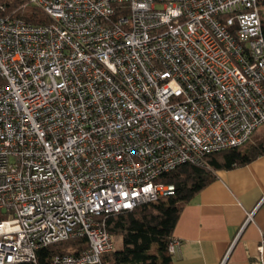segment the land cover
<instances>
[{
	"label": "built area",
	"instance_id": "obj_1",
	"mask_svg": "<svg viewBox=\"0 0 264 264\" xmlns=\"http://www.w3.org/2000/svg\"><path fill=\"white\" fill-rule=\"evenodd\" d=\"M261 1L29 0L49 22L0 16V264L70 239L82 248L51 264H100L107 215L168 198L160 176L250 140Z\"/></svg>",
	"mask_w": 264,
	"mask_h": 264
},
{
	"label": "trees",
	"instance_id": "obj_2",
	"mask_svg": "<svg viewBox=\"0 0 264 264\" xmlns=\"http://www.w3.org/2000/svg\"><path fill=\"white\" fill-rule=\"evenodd\" d=\"M0 16L35 24L49 22L44 12L29 0H0ZM260 19L264 42V17ZM261 156H264V134L240 148L207 155L201 166L183 164L160 176L157 181L174 185L173 195L107 215L105 228L113 239L114 249L101 256L100 264H173L168 245L183 205L213 180L214 171L245 166ZM82 241L70 239L51 244L38 251L36 264H51V256L57 253L77 252Z\"/></svg>",
	"mask_w": 264,
	"mask_h": 264
},
{
	"label": "crops",
	"instance_id": "obj_3",
	"mask_svg": "<svg viewBox=\"0 0 264 264\" xmlns=\"http://www.w3.org/2000/svg\"><path fill=\"white\" fill-rule=\"evenodd\" d=\"M259 14L264 17V0ZM185 203L173 230V264H264V156L213 172ZM251 219L246 222L247 214Z\"/></svg>",
	"mask_w": 264,
	"mask_h": 264
},
{
	"label": "rangeland",
	"instance_id": "obj_4",
	"mask_svg": "<svg viewBox=\"0 0 264 264\" xmlns=\"http://www.w3.org/2000/svg\"><path fill=\"white\" fill-rule=\"evenodd\" d=\"M261 134H264V123L261 124V125H259V126L255 129V131L252 133V136L250 137V139H252V138H254V137H257V136H259V135H261ZM155 249H156V247H153V250H155Z\"/></svg>",
	"mask_w": 264,
	"mask_h": 264
}]
</instances>
